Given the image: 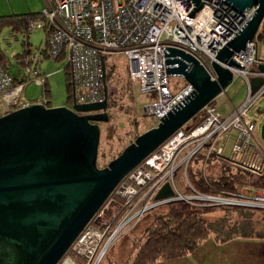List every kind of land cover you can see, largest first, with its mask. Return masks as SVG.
<instances>
[{
  "label": "built area",
  "instance_id": "obj_1",
  "mask_svg": "<svg viewBox=\"0 0 264 264\" xmlns=\"http://www.w3.org/2000/svg\"><path fill=\"white\" fill-rule=\"evenodd\" d=\"M45 5L41 18L35 21L28 19L26 26L28 32L45 30L46 58L67 60L66 68L70 74L72 91L70 105L74 101L76 104H88L102 102L107 98L105 59L119 53L128 59L131 82L138 85L142 93L152 96V102L144 107L145 113L157 119H161L192 92V86L185 83L177 93L172 94L170 76L182 77L166 75L164 49L169 47L181 50L195 58L205 70H210L217 52L253 14V10H249L243 16H238L223 0H203L202 9L194 17L189 16L193 8L191 0H45ZM245 55L238 53L232 57L243 66L242 70L219 63L232 73L233 78H239L246 84L248 94L245 103L232 110L226 118L221 117L212 103L207 105L202 110L201 123L190 132L182 129L177 131L143 161L142 166L132 174V182L143 188L153 179L145 168H151L159 175L172 165L166 176L172 177L173 172L195 157L203 145H219L216 152L222 155L223 147L220 143L228 140L230 134L235 135L232 153L238 156L232 157L231 161L249 170H259L264 153L254 139L258 124L249 118L248 113L254 103L264 96V73L258 68L264 65V17L253 41L247 43ZM37 56H42L41 51L31 54L30 60L36 61ZM27 71L31 72V68L28 67ZM255 78H262L263 83L253 93L251 80ZM47 79L46 76H35L32 82L45 88ZM211 79H215L213 69ZM24 90L25 85L15 86L14 78L0 68V97L6 107L18 110L28 106L22 99ZM38 104L48 107L49 100L45 94ZM189 141L197 145L201 142L200 147L196 146L193 150L188 148L183 158L177 159L181 153L178 151L188 147ZM167 152L170 155L167 156ZM214 152L210 149L208 156ZM164 183H160L156 189L159 190ZM137 192L128 185L119 189L121 197H128L126 203H130L128 200ZM156 193L148 192L145 197H149L150 201ZM243 198L249 201L226 204L264 208V193ZM184 201L190 202L189 199ZM85 231L71 247V251L89 263L92 260L91 254L97 249L100 234L92 229ZM98 263L99 259L96 261ZM63 264L73 263L65 261Z\"/></svg>",
  "mask_w": 264,
  "mask_h": 264
},
{
  "label": "water",
  "instance_id": "obj_2",
  "mask_svg": "<svg viewBox=\"0 0 264 264\" xmlns=\"http://www.w3.org/2000/svg\"><path fill=\"white\" fill-rule=\"evenodd\" d=\"M223 1L238 16L249 10L253 14L217 52L212 61L215 79L192 56L166 47V75H182L195 92L107 167H97L98 123L108 121L107 99L88 104L74 101L71 107L30 104L0 117V264H59L121 182L232 83V73L219 63L243 69L232 57L246 56V45L264 17V0ZM191 2L189 16L194 17L203 0ZM100 60L105 95L101 56ZM258 68L264 72V65ZM262 83V78L252 79V92ZM260 136L264 141V123ZM175 199L169 183L154 198L163 203Z\"/></svg>",
  "mask_w": 264,
  "mask_h": 264
},
{
  "label": "rangeland",
  "instance_id": "obj_3",
  "mask_svg": "<svg viewBox=\"0 0 264 264\" xmlns=\"http://www.w3.org/2000/svg\"><path fill=\"white\" fill-rule=\"evenodd\" d=\"M45 6V0H0V17L30 15L31 18L29 19H34L35 21L41 18V12L45 9ZM36 14L39 15L36 17ZM45 34L44 29L30 32L27 41L29 46L24 47L25 36L23 34L17 33L16 30L14 31L12 26L0 28V44L9 57V72L12 75L23 72L22 65L15 60V55L22 54L26 49H30L32 54L37 53L39 49L45 50ZM36 60L39 64V73L48 78L50 102L48 107H69L67 60L64 58L53 60L43 56H37ZM105 60L108 121L98 123L101 132L97 167L101 169L107 167L138 136L157 127L159 123L155 116L145 113L144 107L152 102V96L148 93H142L140 87L131 82L128 59L123 54L117 53L110 55ZM184 85L185 81L183 78L170 76L169 86L172 94L177 93ZM247 94L246 84L242 83L239 78H234L226 90L217 96L212 103L215 108L217 107V112L222 115L221 117L226 118L231 114L232 110L239 108L245 103ZM22 98L25 99V102L40 101L43 98L42 89L36 83H30L25 88ZM2 107L10 112L12 110L4 105L0 97V108ZM248 116L256 120L258 124L259 137L257 135L258 131H255L254 139L262 153H264V141L261 140L260 136V128L264 123V96L254 103L249 110ZM234 140L235 135L230 134L228 140L220 143V146L223 147L222 155L216 152L219 145L214 147L201 146L196 156L174 171L172 177H166L171 171L172 165L164 169L159 175L151 168H145V171L153 179L145 184L143 188L131 181L132 174L143 163L140 164L121 182L112 194L113 197H110L98 211L97 215L99 218L98 216L97 219L94 217L91 220L93 223L90 222L82 231L83 233L85 230L92 229L100 234L97 249L91 254L92 260L89 263L88 261H83L82 264H96L97 259H99L98 264H133L137 253L135 247L144 242V240L141 243L139 241L144 236V229L151 225L154 215L166 212V208H163L166 203L156 202L154 200L155 197L148 201L149 197L145 196L148 192L158 193L162 187L159 190L156 188L160 183L164 182L169 183L175 192V201L190 200L189 203L193 204L195 212H199L197 214L205 227L209 228L208 230L218 231L220 224L224 225V228L220 230L219 234L211 232V238H208L210 240L206 242L204 240V243L201 242L202 245L200 244L201 247L198 251L195 250L196 252L177 260H158L155 264H259L263 257L260 256L258 246L253 247L245 244L243 248L238 249L237 254L234 249H208L214 235L221 238L228 235L224 243L231 242L235 239H243V237H236L237 234L240 235L243 229L247 234H250V237L243 239V242H257L259 239H264L263 207L226 204L234 201L247 202L249 201L248 198L246 200L243 197L264 193V190L255 184V178L264 171V158L261 160L259 170H249L233 163L231 161L232 157H238L233 155L231 150ZM188 144L189 146L184 148V150L181 148L178 151V153H181L177 159L183 158V154L188 148L193 150L196 146L197 148L200 147L201 142L197 145L196 142L189 141ZM227 145L228 148H226ZM229 145H231V148ZM229 148L231 150L229 157H223L225 150ZM210 149L215 150V152L208 156ZM226 152L228 154V151ZM251 152L250 150L249 153ZM222 158H225V160H222ZM239 172L247 175L244 178H238V180L233 179L234 174L238 175L240 174ZM231 178L236 181L235 184L229 182ZM197 180H202L203 182L226 180L224 183H229V185L220 189L221 194L219 197L210 196L198 192L193 184ZM123 185H128L135 191L138 190L137 194L128 200L130 203H126L128 197H121L119 194V189ZM222 192H227V195L222 194ZM117 200L121 201L120 205L116 202ZM235 207H248V209H241L246 211V214H243L239 211V208ZM68 252L60 264L65 261L79 264L74 259V256H78L73 252H71L72 255H68ZM261 264H264V262Z\"/></svg>",
  "mask_w": 264,
  "mask_h": 264
},
{
  "label": "trees",
  "instance_id": "obj_4",
  "mask_svg": "<svg viewBox=\"0 0 264 264\" xmlns=\"http://www.w3.org/2000/svg\"><path fill=\"white\" fill-rule=\"evenodd\" d=\"M39 14H36L37 17ZM32 17V18H36ZM31 18L30 15H12L6 17H0V28L5 26H12L13 30L16 32H20L28 38L29 32L27 30V20ZM45 46L46 42L44 41ZM24 44L28 46L27 42L24 41ZM41 55L46 58L47 50L40 49ZM32 51L24 50L22 54L15 55V60L18 64L22 65L23 72L18 73L17 75H12L9 72L10 60L3 48L0 45V68H2L5 72L11 75L14 78V85H25V88L33 83V79L35 76H44L39 73L38 70V61H31L30 55ZM31 68V72L27 71V68ZM32 73H35L31 76ZM68 80H67V88L69 90L68 102L71 103V87H70V74L68 72ZM42 96L46 95V98L49 100V91H48V81L45 88H42ZM25 91V90H24ZM3 112L0 113L2 115H6L10 113L9 110H5L4 107ZM16 108H13L14 111ZM11 111V112H13ZM203 113L198 114L194 119H192L182 130L186 132L192 131L195 127H197L203 117ZM132 143V142H131ZM240 173V172H239ZM247 174L240 173L232 177L233 179L244 178ZM250 176V175H248ZM253 177V176H251ZM231 178L229 182L235 184ZM255 184L264 190V171L261 175L255 178ZM192 180V178H191ZM124 181V180H123ZM226 181V180H225ZM225 181H208L203 182L202 180H197L193 182L196 189L201 194H206L210 196H220V189L223 186L229 185V183H224ZM226 191V190H225ZM222 194L227 195V192H222ZM113 197V196H111ZM119 204H121L120 200H117ZM193 204H190L186 201L176 200L169 203H166L163 208H166V212L164 214L154 215L153 221L150 226L144 229V236L139 239L140 243L144 240L143 244L136 245L135 250L137 249V253L134 259L133 264H155L158 260L171 261L177 260L187 256L190 253H193L198 249L201 242L211 238V232L208 230L209 228L205 227L203 221L199 218V215L193 209ZM239 208L241 213H245L246 211L241 209H248V207H235ZM95 222V221H94ZM93 223V222H91ZM96 223V222H95ZM92 225V224H90ZM224 228V225H219V230L213 233L219 234L220 230ZM241 231V230H240ZM228 235L224 237H219L214 235V240L219 243H224L225 239H227ZM236 237L248 238L250 234L243 229ZM71 250L68 252V255L71 254ZM73 257V256H72ZM75 261L79 264L83 263V260L75 257ZM60 264V263H59Z\"/></svg>",
  "mask_w": 264,
  "mask_h": 264
},
{
  "label": "crops",
  "instance_id": "obj_5",
  "mask_svg": "<svg viewBox=\"0 0 264 264\" xmlns=\"http://www.w3.org/2000/svg\"><path fill=\"white\" fill-rule=\"evenodd\" d=\"M18 33V32H17ZM30 33V32H29ZM25 39V42H27L28 41V38H24ZM44 41H45V39H44ZM28 43V42H27ZM23 44H24V42H23ZM1 45V44H0ZM28 46H29V44H28ZM2 47V46H1ZM24 47H27V45H25L24 44ZM27 50V49H26ZM28 50H30V49H28ZM40 50V49H39ZM38 50V51H39ZM234 79V78H233ZM23 96V95H22ZM24 101H25V99L24 98H22ZM38 102L39 101H34V102H28V101H26V104H38ZM212 103V102H211ZM210 103V104H211ZM49 104H50V102H49ZM213 104V103H212ZM209 105V104H208ZM8 108V107H7ZM10 109V108H9ZM216 109H217V107H216ZM4 110H3V108H0V113H2ZM12 111V110H11ZM222 116V115H221ZM257 135H258V137H259V129H257ZM263 146V145H262ZM229 147L231 148V145H229ZM226 148H228V145H227V147ZM230 148L229 149H227V150H225V154L223 155V157H225V158H228L229 156V153H230ZM263 149H264V147H263ZM226 151H228V154H227V152ZM227 154V155H226ZM225 158H222V160H225ZM215 162V161H214ZM243 239H246V238H243ZM243 239H235V240H232L231 242H226V243H219V242H216L215 240H214V238L212 239L213 241L209 244V246H208V249L210 250V249H214V250H223V249H234L235 251H236V254L238 253V249L239 248H243V246L245 245V244H247V245H251V246H253V247H256V246H258V249H259V253H260V256L261 257H263L262 259H263V261H262V259L260 260V262L261 263H263L264 262V239H259L257 242H255V241H252V242H243L244 240ZM207 240H210V239H207ZM207 240H205L204 242H206ZM204 242H202V243H204ZM202 243H201V245H202ZM201 245L198 247V249L196 250V251H198L199 249H200V247H201ZM196 251H194V252H196ZM259 262V264H261Z\"/></svg>",
  "mask_w": 264,
  "mask_h": 264
},
{
  "label": "bare ground",
  "instance_id": "obj_6",
  "mask_svg": "<svg viewBox=\"0 0 264 264\" xmlns=\"http://www.w3.org/2000/svg\"><path fill=\"white\" fill-rule=\"evenodd\" d=\"M198 13H199V12H198ZM206 71H207V72L209 73V75L212 77V63L210 64V70L207 69ZM263 73H264V72H263ZM214 74H215V73H214ZM180 76L184 79V77H183L182 75H180ZM184 81H185V79H184ZM185 83L188 84L186 81H185ZM188 85H189V84H188ZM190 86H191V85H190ZM193 90H194V92H195V89L192 87V91H193ZM181 101H182V100H181ZM178 103H179V102H178ZM158 120H159V122H160L161 119H158ZM133 142H134V141H133ZM133 142H132V143H133ZM177 150H178V148L175 149V151H177ZM168 155H170L169 152H167V156H168ZM195 155H196V154H195ZM116 202H117V201H116ZM117 203H118V202H117ZM118 204H119V203H118ZM119 205H120V204H119ZM102 225H103V223H102Z\"/></svg>",
  "mask_w": 264,
  "mask_h": 264
},
{
  "label": "clouds",
  "instance_id": "obj_7",
  "mask_svg": "<svg viewBox=\"0 0 264 264\" xmlns=\"http://www.w3.org/2000/svg\"><path fill=\"white\" fill-rule=\"evenodd\" d=\"M200 113H202V111H201ZM200 113H199V114H200ZM184 127H185V126H184ZM184 127H183V128H184ZM183 128H182V129H183ZM180 130H181V129H180ZM142 163H143V162H142ZM142 163H141V164H142Z\"/></svg>",
  "mask_w": 264,
  "mask_h": 264
},
{
  "label": "flooded vegetation",
  "instance_id": "obj_8",
  "mask_svg": "<svg viewBox=\"0 0 264 264\" xmlns=\"http://www.w3.org/2000/svg\"><path fill=\"white\" fill-rule=\"evenodd\" d=\"M69 107H71V105Z\"/></svg>",
  "mask_w": 264,
  "mask_h": 264
}]
</instances>
